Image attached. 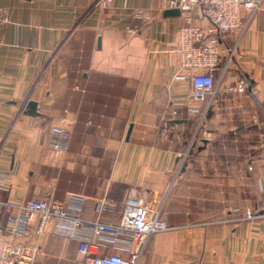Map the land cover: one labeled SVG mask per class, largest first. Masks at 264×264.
Listing matches in <instances>:
<instances>
[{
    "label": "crops",
    "instance_id": "0c3cea01",
    "mask_svg": "<svg viewBox=\"0 0 264 264\" xmlns=\"http://www.w3.org/2000/svg\"><path fill=\"white\" fill-rule=\"evenodd\" d=\"M170 8L0 0V200L73 193L84 217L110 222L147 203L178 227L153 233L136 264H264V1L221 34L214 95L176 116L195 69L179 50L185 16ZM242 77L246 92L229 90ZM53 126L68 131L66 151L52 150ZM8 215L0 203V236ZM40 243L35 264H84L77 237L47 230Z\"/></svg>",
    "mask_w": 264,
    "mask_h": 264
},
{
    "label": "built area",
    "instance_id": "2783aa9c",
    "mask_svg": "<svg viewBox=\"0 0 264 264\" xmlns=\"http://www.w3.org/2000/svg\"><path fill=\"white\" fill-rule=\"evenodd\" d=\"M111 0H104L109 3ZM168 7L178 8L184 14L186 25L180 29L179 50L182 64L195 70L191 73L192 90L188 97L174 102L171 114L176 116L180 106L192 109V102L205 100L215 92L213 71L219 62L218 45L222 33L244 29L250 17L241 9L255 11L264 0H165ZM198 7L211 23L209 29L191 24V11ZM135 17H145L143 11H135ZM9 17L1 14L0 26ZM136 32L137 24L129 26ZM229 90L245 93L247 82L243 77ZM57 135L51 143L54 152L68 149L69 134L66 128L53 126ZM264 160V155L262 157ZM264 163V162H263ZM5 180V178H0ZM264 192V176L262 178ZM9 211L7 223L0 236V264H35L42 250V235L51 230L54 233L77 237L79 251L84 264H136L146 249L153 233L178 227L164 219L160 209H152L147 203H126L117 222L103 219H88L83 215V197L70 194L66 201L50 195L44 198L0 200ZM102 205L100 210L103 211ZM261 213L260 216H263ZM248 211L246 217H251ZM206 224V222L204 223Z\"/></svg>",
    "mask_w": 264,
    "mask_h": 264
},
{
    "label": "water",
    "instance_id": "95a60500",
    "mask_svg": "<svg viewBox=\"0 0 264 264\" xmlns=\"http://www.w3.org/2000/svg\"><path fill=\"white\" fill-rule=\"evenodd\" d=\"M167 12L180 14L181 11L178 8H170V9L167 10ZM27 107H28V111L30 113H35L36 112V107H37L36 101L30 100L27 103Z\"/></svg>",
    "mask_w": 264,
    "mask_h": 264
},
{
    "label": "rangeland",
    "instance_id": "374dc122",
    "mask_svg": "<svg viewBox=\"0 0 264 264\" xmlns=\"http://www.w3.org/2000/svg\"><path fill=\"white\" fill-rule=\"evenodd\" d=\"M190 156V155H189Z\"/></svg>",
    "mask_w": 264,
    "mask_h": 264
}]
</instances>
